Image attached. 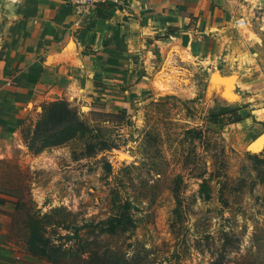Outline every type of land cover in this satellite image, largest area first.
<instances>
[{
    "label": "rangeland",
    "instance_id": "obj_1",
    "mask_svg": "<svg viewBox=\"0 0 264 264\" xmlns=\"http://www.w3.org/2000/svg\"><path fill=\"white\" fill-rule=\"evenodd\" d=\"M170 5L176 26L135 25L128 59L89 69L88 83L65 78L68 64L36 89L5 79L0 264H264V0ZM124 6L72 7L88 18ZM61 101L70 112L55 117ZM33 230L54 260L33 252Z\"/></svg>",
    "mask_w": 264,
    "mask_h": 264
},
{
    "label": "crops",
    "instance_id": "obj_2",
    "mask_svg": "<svg viewBox=\"0 0 264 264\" xmlns=\"http://www.w3.org/2000/svg\"><path fill=\"white\" fill-rule=\"evenodd\" d=\"M67 1L11 0L7 4L3 0L0 5V90L5 88L7 78L18 89L49 85V79H63L58 70L66 64L69 70L65 78L88 83L91 81L89 69L94 73L102 65L121 64L117 58L123 54L128 59V53L134 51L135 25L139 36L151 32L163 34L171 25L176 26L174 9L168 8L172 14L165 9L171 6V0L152 3L150 0H124L125 6L117 8L118 13L88 18L79 15L74 5ZM152 5L153 11L146 14V7ZM127 12L137 18L127 16ZM3 20L7 21V26ZM100 20L105 28L98 29ZM106 34L109 41L103 45L102 38ZM105 56L113 58L105 60ZM29 73L34 80L29 79ZM14 264L49 263L22 254Z\"/></svg>",
    "mask_w": 264,
    "mask_h": 264
},
{
    "label": "trees",
    "instance_id": "obj_3",
    "mask_svg": "<svg viewBox=\"0 0 264 264\" xmlns=\"http://www.w3.org/2000/svg\"><path fill=\"white\" fill-rule=\"evenodd\" d=\"M51 107H55L53 110H52V114H54L55 117L58 116V113H53V112H59L61 113L60 117L61 116H65L67 113L70 112V109L67 107L66 103L61 101V102H53L50 104ZM225 108L227 109L226 110V113L227 114H231L227 117L226 119V123L228 122H233V121H238L240 119L237 111H236V108L233 107L232 105L230 104H226L225 105ZM62 117V118H63ZM59 118V117H58ZM42 240L41 237L39 236V234H37L36 230L32 231L29 239H28V244L29 246L33 249V252L36 253V254H40V255H43V256H46L47 258H55V253H53L50 249H45L46 247V242L44 241L42 245H38L36 243V240ZM51 248V247H49Z\"/></svg>",
    "mask_w": 264,
    "mask_h": 264
},
{
    "label": "built area",
    "instance_id": "obj_4",
    "mask_svg": "<svg viewBox=\"0 0 264 264\" xmlns=\"http://www.w3.org/2000/svg\"><path fill=\"white\" fill-rule=\"evenodd\" d=\"M95 1L98 0H72V3L77 9H82L83 7H87L91 4H93Z\"/></svg>",
    "mask_w": 264,
    "mask_h": 264
},
{
    "label": "bare ground",
    "instance_id": "obj_5",
    "mask_svg": "<svg viewBox=\"0 0 264 264\" xmlns=\"http://www.w3.org/2000/svg\"><path fill=\"white\" fill-rule=\"evenodd\" d=\"M74 47V46H73ZM217 77V76H216ZM230 78V77H229ZM218 79V78H217ZM221 79V78H220ZM224 79H226V78H224ZM232 78H230L228 81H226L227 83H228V86L229 87H231L232 86ZM158 82V81H157ZM163 82V81H162ZM160 83V82H159ZM257 141V140H256ZM264 141V135H262L261 137H259V139H258V142H256V143H259V144H261L262 142ZM255 145H257V144H255Z\"/></svg>",
    "mask_w": 264,
    "mask_h": 264
}]
</instances>
